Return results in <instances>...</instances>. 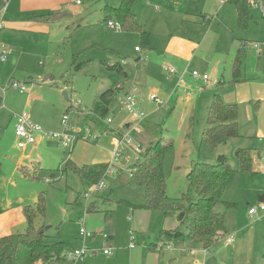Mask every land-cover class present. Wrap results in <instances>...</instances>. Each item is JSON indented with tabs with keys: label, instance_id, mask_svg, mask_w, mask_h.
Listing matches in <instances>:
<instances>
[{
	"label": "rangeland",
	"instance_id": "1",
	"mask_svg": "<svg viewBox=\"0 0 264 264\" xmlns=\"http://www.w3.org/2000/svg\"><path fill=\"white\" fill-rule=\"evenodd\" d=\"M76 1L82 4L77 5ZM145 1L136 0L133 10L136 11V22L150 34L148 49L142 45L139 34L107 26V20H117L113 14L105 13L104 6L118 4L120 0H62L47 24V31L13 30L9 42L15 45L2 40L7 54L6 60L0 62V85L6 87L9 82L17 81L34 92L29 105L26 93L20 94L6 87L3 94L6 98L7 94H13L11 103L16 110L11 109L18 113L26 111L45 131H61V118L67 114V122L72 128L87 127L91 134H98L105 127L102 119L99 118L100 124L98 119L95 123L88 118L94 114L93 105L98 95L106 89L115 90L117 86H122L124 91L134 89L138 109L146 115L147 121L160 126L155 138L143 130L137 137L143 146L155 139L164 147L161 168L166 201H176L187 190L186 174L192 162L214 164L218 156L224 155L232 171L222 202L215 210L224 214L228 230L238 228L246 221L245 233L239 239L240 243L235 237L225 247L222 242H216L205 256L200 251L192 253L190 247L195 242L163 232L177 228L186 234L188 218L180 223L176 214L166 216L161 211H150L151 216L140 215L141 209L132 205L144 202L143 190L130 181L125 169L119 176L104 175L103 189L92 193L87 201L84 193L95 183L88 184L85 179L64 170L67 160L83 165L107 159L113 149L111 134L102 132L98 139H92V136L78 139L72 149H64L55 139L46 138L22 162L29 168L38 166V177L22 181L18 188L31 187L37 194L43 192L45 215L37 223L43 225L46 234L56 235L64 241L63 253L80 249L83 242L90 249L82 260L64 259L51 264H96L99 253L106 247L100 248L103 233L110 234L116 247L121 248L118 264H127L133 250L126 244L131 241L129 231L134 223L142 229L139 234L133 231L136 249L142 250L144 241L170 246L162 253L156 252L161 264H239L241 260L264 264V218L257 220V215L248 214L250 205L258 204V194L249 193V189L264 187V169L258 168L249 174L241 172L235 156L237 149L246 148L255 164L256 160L263 164L259 156L264 147V52L258 53L252 42H264V18L258 8L249 7L252 20L246 29H241L237 25L235 6L229 2L150 0L144 5ZM202 1L206 2L204 6H201ZM50 12L47 8L24 9L22 0H7L3 17L20 21L32 16H48ZM171 37H185L199 44L189 62L186 57L177 59L166 50ZM135 47L139 51H135ZM240 51L238 79L241 82L229 85L233 79V63ZM138 57L141 60L136 62ZM114 63L120 64L126 77L108 69L107 66ZM165 67L173 68L177 74L169 76ZM184 69V78L176 83L179 72ZM193 70L205 74L207 81L201 76L192 77ZM220 81L222 84L218 83ZM186 92L190 93L189 98ZM151 93L167 103L156 106L149 98ZM215 93H219L224 103L237 105L239 135L209 148L200 144V137L206 127L207 104ZM119 96L120 93L115 94L106 115L114 120L113 126L119 119V125L130 120L120 108ZM4 113L0 120V145L4 149L14 143L11 152L18 155L21 149H17L12 139L13 123L9 121L10 116L4 118ZM93 116L96 121L97 116ZM24 153L27 155L26 151ZM2 155L3 152L0 157ZM10 164L7 161V166L1 163L0 167L9 172ZM18 176L22 177L20 171ZM225 203L233 205L226 206ZM81 227L94 235L82 242ZM24 228L25 221L12 228L10 233H20ZM182 242L183 251H180ZM196 244L194 247L198 246ZM89 259L92 260L86 263ZM142 262L145 264L146 259H141Z\"/></svg>",
	"mask_w": 264,
	"mask_h": 264
},
{
	"label": "trees",
	"instance_id": "2",
	"mask_svg": "<svg viewBox=\"0 0 264 264\" xmlns=\"http://www.w3.org/2000/svg\"><path fill=\"white\" fill-rule=\"evenodd\" d=\"M228 2L235 6L237 25L241 29H246L252 20L246 0H228ZM134 3L135 0H120L118 4H105L104 11L116 17L120 30L139 34L142 45L148 49L150 34L136 22L133 12ZM239 55L242 57L241 51L234 60L233 79L229 85H235L239 81V66L241 65ZM107 67L123 76L126 75L119 63ZM219 83L222 84L221 81ZM122 88L121 86L115 90L106 89L100 93L93 105V115L97 116L96 121L93 115L87 116L89 120L96 123L98 119L100 122L99 118L103 119L107 115L109 104L115 94L122 91ZM237 117L236 104H226L220 98L219 93L213 94L207 107L206 127L201 132L200 144L214 148L229 138L238 137ZM159 128L158 124L146 122L142 124L143 132L151 136H156ZM135 138L138 140L137 136ZM163 148L155 139L144 146L142 160L136 163V170L130 178V181L143 190L144 202L132 206L146 211H161L166 216L176 214L180 223L188 218L186 234L179 232L177 228L163 232L174 237H185L208 250L225 235L224 214L216 211L215 207L222 202L227 179L232 171L230 165L224 155L218 156L217 163L214 164L194 162L186 174L187 190L176 201L168 202L166 201L165 177L161 168ZM235 156L241 172L254 173L251 167L252 157L248 149H237ZM106 167L107 164L104 162L77 165L67 160L64 170H69L79 178L85 179L88 184H92L97 183L103 176ZM23 173L25 177L33 180L38 177L39 172L38 169L23 168ZM225 204L226 206L233 205L232 203ZM22 213L26 222L24 230L0 237V264H51L54 261L64 260V242L56 235L46 234L43 231V225L37 223L45 215L43 192L37 195L33 205L24 206ZM262 258L264 259V251Z\"/></svg>",
	"mask_w": 264,
	"mask_h": 264
},
{
	"label": "crops",
	"instance_id": "3",
	"mask_svg": "<svg viewBox=\"0 0 264 264\" xmlns=\"http://www.w3.org/2000/svg\"><path fill=\"white\" fill-rule=\"evenodd\" d=\"M135 2H136V0H135ZM148 2H150V0H146L143 4L148 5ZM201 3H202L201 6H204L206 2L202 1ZM61 4H62V0H22V7L24 9L47 8V10H51V12L47 14L48 16H45V15L43 17H41L42 15H38V16H34V17L32 16L29 20L21 19L20 21L15 20V19H6V17L5 18L3 17V26L0 29V33H1L0 34L1 35L0 43L3 44L4 47L6 45L3 41H5L7 44L15 45L14 43L9 42L11 40V35L13 33V30H19L20 29V30H27V31H32V32H34V31H44V32L47 31L48 30L47 24L50 22L51 16L53 15L54 11L59 9ZM76 4L81 5L82 2L76 3ZM199 6H200V4H199ZM214 8H216L218 10L216 5H214ZM133 9H134V6H133ZM133 12H134V10H133ZM134 14L136 17V11L134 12ZM191 14H193V13H191ZM3 16H4V13H3ZM3 29H5V30H3ZM198 46H199V44H194L191 41L186 40L185 37H171V39L168 41V43L166 45V48H167L166 50L168 52H171L172 56H174L177 59L179 57H181V58L186 57L188 62H189L191 60V57L194 54V52L198 49ZM144 59H146V58H144ZM138 60H141V59L138 57L136 59V62ZM4 61H0V62H4ZM125 74H126V72H125ZM175 74H177V72ZM120 75H122V74H120ZM171 75H174V74H169V76H171ZM124 77H126V75ZM181 80H179L177 78L176 83H179ZM239 82H241V80H239L237 83H239ZM118 87L119 86H117L116 88H118ZM132 91H134V89L129 88L125 91L122 89V91L120 93L132 92ZM33 92H34V90L31 89L29 91L28 87L24 92H19L20 94H23V93L27 94L26 95L27 105H29V103L31 102V96H32ZM132 93H134V92H132ZM7 95H8L7 98L4 94L0 95V120L2 118L1 113L8 111L9 113L8 112L6 114L4 113V118L6 116L9 118V116H10L9 121L13 123V128H14L15 114H17L18 112L13 110V109H15V105L11 103V98L14 97V95L11 93L7 94ZM190 96H191L190 93L186 92V97L189 98ZM20 100L23 101V98L20 97ZM210 101H211V99L209 100L207 107H208ZM164 102L167 103V101H164ZM77 103L79 105V100L77 101ZM23 106L24 105H22V107ZM156 106H158V105L156 104ZM11 108H13V109H11ZM101 121L98 123L101 124ZM119 121H120V119L118 121H115L116 126H114V127H116L117 129L122 128L121 126H123V125H119L120 124ZM144 122H146L148 124H156V123L147 121L146 118H145ZM113 123H114V120L112 119V124ZM1 125H2V123L0 122V126ZM72 129L74 130V128H72ZM102 132H103V129H102ZM102 132H99L98 134L101 135ZM152 137L155 138V136H152ZM12 139H13V142H16L14 132L12 133ZM41 141L42 140H39V141L35 142L34 144H31V145L27 146L26 148L21 149L20 153L18 155H14L11 152V149L14 148V143L12 146H10L8 148H4V149H2L1 145H0V154H2V152H3V155L0 157V164L2 163V164H4L3 166H7L6 162L7 161L11 162V164L9 165V172H7L5 170V167H2V168L0 167V237L4 236V235L12 234V233H10L12 228L16 227L17 225L21 226L24 223L25 218H24L23 213H22L23 207L26 205H33L37 199L38 194L36 193V191L33 188H31V187H27L26 189L18 188V185H19V183H22V181L29 179L28 177H25V175L23 173V168H25L26 170H28V169H30V170L31 169H39L38 166H34L33 168H29L27 165H22L23 164L22 162L24 159H28L29 154L33 150L39 148V143ZM72 148H73V146H72ZM17 149H20V148L17 147ZM24 151H26L27 155L24 153ZM109 156H110V152L108 153L107 159L102 160V161L98 160V161H92V162L93 163L107 162L109 160ZM193 164L194 163L192 162V165ZM251 167H252L253 172H256L258 168L264 169L263 164H261L258 160H256V164H255L253 159H252ZM18 171H20L22 174L21 178H19V176L17 177ZM22 178H24V179H22ZM249 190H250L249 193L256 192V194H258L257 200L262 195L264 198V187H259V188L253 187V188H250ZM262 200H264V199H262ZM259 201L260 200H258V202ZM250 207H253V206L250 205ZM139 211H140L139 214L144 216V217L151 216L150 211H144V210H139ZM238 215L239 214L237 213L236 219H238ZM128 220L132 221L133 219L128 217ZM224 222H225V220H224ZM237 223L238 222H236V224ZM246 223L247 222L245 221L243 223V225L239 226L238 228L234 227V229H232V230H228L225 227V235L230 234V233L234 234V238L237 237L238 243H240L239 239L242 238L243 234L245 233ZM25 225H26V222H25ZM224 225H225V223H224ZM130 231H132V234H133V231L138 232V234H139L140 232H142V229L139 227L138 223H134L131 225ZM182 238H185V237H182ZM224 238L225 237L223 236L217 241V243L222 242L224 244L223 247L227 246ZM234 238H233V240H234ZM100 239H101V247L100 248H103L104 246L110 247L111 248V254L105 255L103 253H99L100 259L97 260L96 264H118L119 263L118 262L119 256H122L121 248L116 247V242L112 239V236L110 234H108V238L106 240H104L102 237ZM134 239H135V236H134ZM134 239L131 241L129 240L128 241L129 243L127 242V244H126V247L129 250H133V253L130 254L129 260L126 262L127 264H141V259H146L145 264H160L159 259H161V258L156 254V252L162 253L165 251V249H170L169 245L161 244L159 242H157V243L151 242V241H144L142 250H140V248L136 249L135 246L130 248L129 244L131 242H133ZM233 240H232V242H233ZM194 244H196V243L191 244V247H190V248H192V253H196V252L200 251L203 254V256H205L204 255V249L200 247V244L197 243L196 244V245H198L197 247L196 246L194 247ZM182 246H183V242H182V245L179 246L180 251H183ZM198 247L201 249H199ZM171 249H172V247H171ZM156 257H157V261H156ZM90 260H92V259L87 260L86 263ZM142 264H143V262H142ZM239 264H250V261L245 260L243 262L241 260V262Z\"/></svg>",
	"mask_w": 264,
	"mask_h": 264
},
{
	"label": "built area",
	"instance_id": "4",
	"mask_svg": "<svg viewBox=\"0 0 264 264\" xmlns=\"http://www.w3.org/2000/svg\"><path fill=\"white\" fill-rule=\"evenodd\" d=\"M228 0H219V4H224ZM249 7H256L259 9L261 16L264 18V0H246ZM76 3H80L76 1ZM7 5V0H0V29L3 26V13ZM107 26L113 30H120V25L118 22H113L112 20H107ZM252 46L257 50L258 53L264 52V42L254 41ZM135 50L139 51L138 48ZM7 50L3 44L0 43V61L6 59ZM164 70L169 74H175L176 71L173 68H164ZM185 70L179 72L178 79L184 78ZM192 77H200L203 81H207V76L205 74L200 75L197 71L193 70L191 72ZM19 92H24L26 90L25 85L12 81L9 82L8 86ZM5 86L0 85V95H2L6 89ZM149 98L153 100L157 105H163L165 102L160 99L155 93H151ZM118 103L120 108L129 116V121L124 123L122 128H116L112 124V118L110 116H105L102 119L105 127L103 133L112 134L113 139V149L110 151L109 160L106 162L107 167L103 174L109 175H121L122 171L125 169L129 179L132 177L133 172L136 170V163L142 160V153L144 152V146L139 142L135 136H138L142 132V124L145 121L146 115L141 112L135 101L134 93L125 92L120 93L118 98ZM68 115L64 114L61 118V131L59 132H49L43 130L37 123L33 122L26 111L19 112L15 114V125H14V135L16 138V146L20 149H24L27 146L34 144L39 140L46 138L55 139L62 148L71 149L73 144L78 139H87V137L92 136V139H97L100 134H91L92 132L87 127H81L79 129H72L71 125L67 122ZM259 159L264 165V147L259 156ZM102 176V177H103ZM102 177L95 183L92 188L84 193V198L87 201L92 193L99 192L103 189L104 183ZM264 199V198H263ZM248 214L251 216H256L257 220L264 218V200L259 201L256 206L250 207L248 209ZM79 234L82 237V241L86 238H91L94 234L87 232L83 227L79 229ZM131 240L134 239L132 231H130ZM225 243L228 245L232 242L234 234L224 235ZM102 238L106 240L108 235L102 234ZM220 239V238H219ZM134 243L131 242L129 247L132 248ZM90 252V249L83 246L80 249L73 251H66L63 253L64 259L76 262L82 260L86 253ZM208 251L204 249V254ZM102 253L105 255L111 254V248L106 246L102 249ZM203 264V263H201Z\"/></svg>",
	"mask_w": 264,
	"mask_h": 264
},
{
	"label": "water",
	"instance_id": "5",
	"mask_svg": "<svg viewBox=\"0 0 264 264\" xmlns=\"http://www.w3.org/2000/svg\"><path fill=\"white\" fill-rule=\"evenodd\" d=\"M64 94H65V93H64ZM262 199H263V195H262V196H261V197H260L258 200H260V201H261Z\"/></svg>",
	"mask_w": 264,
	"mask_h": 264
}]
</instances>
